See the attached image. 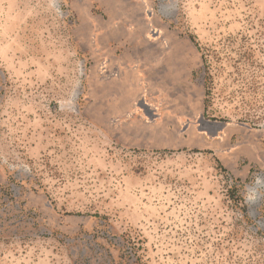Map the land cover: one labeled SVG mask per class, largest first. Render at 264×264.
Masks as SVG:
<instances>
[{
    "label": "rangeland",
    "instance_id": "374dc122",
    "mask_svg": "<svg viewBox=\"0 0 264 264\" xmlns=\"http://www.w3.org/2000/svg\"><path fill=\"white\" fill-rule=\"evenodd\" d=\"M149 1L172 48L158 81L264 131V0ZM111 3L0 0V264H264V134L232 129L223 146L255 149L222 158L172 123V146L107 130L91 19Z\"/></svg>",
    "mask_w": 264,
    "mask_h": 264
},
{
    "label": "water",
    "instance_id": "95a60500",
    "mask_svg": "<svg viewBox=\"0 0 264 264\" xmlns=\"http://www.w3.org/2000/svg\"><path fill=\"white\" fill-rule=\"evenodd\" d=\"M136 18L129 17L121 4L112 0L115 18L104 24L95 19L91 35L94 50L95 75L98 88L103 90L101 99L108 109L107 130L114 136L133 144L152 143L155 139L166 140L172 146L168 124H174L178 136L189 134L205 148L224 158L235 152L234 148L223 146L232 129H245L264 134L246 123L214 121L205 118L202 104L190 95L185 104L173 97L174 88H166L157 76L170 59L172 48L167 31L157 17L149 0H132ZM142 26V27H141ZM125 36L137 45L142 41L149 46L143 56H121L113 60L106 47L101 45L112 37ZM184 90V89H183ZM179 96H183L180 94ZM151 134V135H150ZM145 135L148 137L145 138ZM140 138H137V137Z\"/></svg>",
    "mask_w": 264,
    "mask_h": 264
}]
</instances>
